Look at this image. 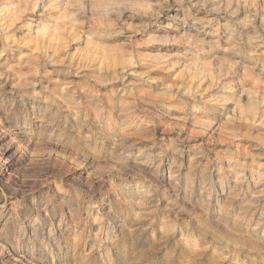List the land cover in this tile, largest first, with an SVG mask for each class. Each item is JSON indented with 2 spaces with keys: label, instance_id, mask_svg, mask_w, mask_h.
I'll return each mask as SVG.
<instances>
[{
  "label": "clouds",
  "instance_id": "obj_1",
  "mask_svg": "<svg viewBox=\"0 0 264 264\" xmlns=\"http://www.w3.org/2000/svg\"><path fill=\"white\" fill-rule=\"evenodd\" d=\"M0 264H264V0H0Z\"/></svg>",
  "mask_w": 264,
  "mask_h": 264
}]
</instances>
